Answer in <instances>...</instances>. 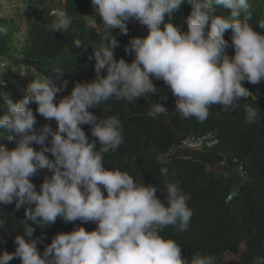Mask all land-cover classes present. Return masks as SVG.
I'll list each match as a JSON object with an SVG mask.
<instances>
[{"label": "clouds", "instance_id": "clouds-1", "mask_svg": "<svg viewBox=\"0 0 264 264\" xmlns=\"http://www.w3.org/2000/svg\"><path fill=\"white\" fill-rule=\"evenodd\" d=\"M185 3L191 5L183 19L186 31L173 23ZM91 5L101 21L104 41L99 47L90 42L94 79L77 81L57 101L67 82L60 85L51 76L37 74L22 98H10L0 115V129L5 130L0 136L7 134L15 144L12 148L0 144V229L7 232L9 217L14 220L24 208L13 229L15 250L0 252V264L13 259L20 264H217L212 254L183 256L181 244L162 234L169 226L186 232L193 216L191 195L168 179L167 167L159 170L165 200L157 196V185L145 184L127 170L105 167V155L116 153L125 143V129L118 116H97L90 109H101L113 98L134 105L138 98L160 92L154 80H162L175 98L174 111L181 120L195 118L203 123L211 107L219 105L227 113L242 107L247 125L260 122L259 106L241 105L253 96L244 82L255 85L264 80V31L249 23L251 0H91ZM218 7L230 12L217 14ZM49 15L54 17L51 32L71 30L74 17L66 9ZM130 21L148 29L146 36H134L125 45V52L134 54L131 62L116 58L114 49L120 42L112 35L115 29L127 35ZM259 26L264 30V20ZM7 32L0 26V34ZM73 46L86 51L88 43L74 39ZM230 47L234 55L227 51ZM55 73L59 79L64 70ZM162 99L167 100V95ZM168 113L165 104L156 100L147 115L158 120ZM37 114L55 120L57 127L37 126ZM84 125L90 126V136ZM200 139L219 142L207 136L188 139L182 146L215 150L218 142L212 147L195 146ZM42 170L51 174L44 176L38 189L32 177ZM13 203V211L5 212L3 206ZM57 218L80 224L55 234L41 252L40 238H33L36 226H51ZM86 223L97 226L89 231ZM252 264H264V256L254 257Z\"/></svg>", "mask_w": 264, "mask_h": 264}, {"label": "trees", "instance_id": "trees-1", "mask_svg": "<svg viewBox=\"0 0 264 264\" xmlns=\"http://www.w3.org/2000/svg\"><path fill=\"white\" fill-rule=\"evenodd\" d=\"M251 4L253 15L249 23L257 31H264L259 26V21L264 20V0H251ZM59 8L66 9L74 17L71 30L65 34L49 30L54 19L49 13ZM92 10L91 0H66V3L64 0H24L11 14L0 16V26L8 29L6 35L0 34V76L3 75L4 81H7L5 87L17 91L15 81L9 80L10 72L15 80L22 71H25L28 81L37 74L51 76L54 83L63 85L67 82L64 91L57 95L58 101L61 96L72 91L77 81L94 79L95 60H89V54L93 52L90 42L99 47L104 41L101 39L102 26L94 25L101 21L99 17L90 16ZM190 11L191 5L185 3L173 17V23L181 25L184 31L187 30V24L183 23V19ZM229 12L228 9L217 8V14L227 15ZM165 18H168L167 14ZM128 27L127 35L121 34L119 29L113 30L112 35L120 42L119 47L114 49L116 58L123 57L131 62L134 54L126 53L125 45L134 36H146L148 29L136 21H130ZM230 37V31H226L225 38L230 40ZM74 39L88 43L87 50L74 47ZM227 51L234 55L233 48L230 47ZM10 63L17 67L16 72L11 70L13 67L8 65ZM58 68L64 70L59 79L55 73ZM160 81L157 84L160 92L147 99L138 98L134 105L113 98L106 106L102 105L101 109H90L97 116H118L125 129V143L116 153L105 155V167L127 170L133 176L143 178L145 184L157 185V196L162 200L166 198V191L161 183L164 177L159 170L167 167L168 179L178 183L191 195L188 203L193 216L186 232H177L169 226L162 234L181 244L183 256L191 258L195 253L212 254L216 257L217 264H224L229 252H237L245 245L246 250L241 260L232 259L226 264H252L254 257L264 256V80L255 85L244 82L253 96L242 100L241 105L252 103L259 106L261 111V121L253 125L244 122L242 107L227 113L219 105L211 107L210 114L203 123L195 118L181 120L174 111L175 98L167 85ZM25 88L23 86L22 89ZM164 94L167 95V100L162 99ZM8 100L6 97L2 100V115L6 111ZM156 100L164 103L169 110L167 116L161 115L158 120L147 115L150 105ZM30 106L35 112L37 105L33 103ZM37 121V126L51 123L53 128L57 127L55 120L47 121L39 114ZM83 127L90 136V126ZM207 136L219 140L213 149L226 156V162L219 164L216 169L209 170L201 161L191 158H167L169 153L184 145L188 139ZM0 139L9 148L15 146L7 134ZM46 174L51 173L42 170L32 177L38 189ZM14 207L13 203L4 205L3 209L11 212ZM23 215L24 208H21L16 212L14 220L9 217L8 231L0 229V252L5 249L9 252L15 250L13 241L16 232L13 229ZM79 224V221L76 224L64 223L57 218L51 226H36L33 238H40L38 248L42 252L55 234L70 232ZM83 226L91 231L97 225L86 223ZM10 264H20V260L13 259Z\"/></svg>", "mask_w": 264, "mask_h": 264}, {"label": "rangeland", "instance_id": "rangeland-1", "mask_svg": "<svg viewBox=\"0 0 264 264\" xmlns=\"http://www.w3.org/2000/svg\"><path fill=\"white\" fill-rule=\"evenodd\" d=\"M23 1L24 0H0V16H3L4 14H11L13 9H15L16 6L21 5V3ZM54 1L57 2L58 0H54ZM94 13H95L94 10H92L90 16H96V13L95 14ZM96 17H98V16H96ZM92 23H94V21ZM97 24L98 23H94L95 26L99 25V24L98 25ZM9 66H12L14 69L17 68L12 63H10ZM26 71H28V69ZM24 72L22 71V73H24ZM9 75H10L9 80L15 81V83H16L15 86H16L17 89L15 87L14 88L17 91L13 90L11 87H9V88H8V86L5 87L6 82L3 85H1L0 86V107H3L2 100L5 97L8 98V99L11 98L13 101H17V100L21 99L23 94H24V89H22L23 86L27 87L28 83L30 82V81H28L26 79V76L21 75L20 72L17 74L16 80L13 78L14 76H12L13 74L11 72L9 73ZM3 78H4V76L1 75L0 76V81H2ZM154 82L156 84H159L161 81L160 80H154ZM14 92H16V93H14ZM0 115H2L1 112H0ZM0 131H2V129H0ZM0 138H1V136H0ZM191 140H193V139H191ZM0 144H2L1 139H0ZM245 250H246V246L242 245V247L240 248L239 251H237V252H229L226 255L224 264H226L228 261H230L232 259L241 260Z\"/></svg>", "mask_w": 264, "mask_h": 264}, {"label": "water", "instance_id": "water-1", "mask_svg": "<svg viewBox=\"0 0 264 264\" xmlns=\"http://www.w3.org/2000/svg\"><path fill=\"white\" fill-rule=\"evenodd\" d=\"M168 159L191 158L201 161L209 170H214L219 164L226 162V156L217 150H202L188 146H179L167 155Z\"/></svg>", "mask_w": 264, "mask_h": 264}, {"label": "built area", "instance_id": "built-area-1", "mask_svg": "<svg viewBox=\"0 0 264 264\" xmlns=\"http://www.w3.org/2000/svg\"><path fill=\"white\" fill-rule=\"evenodd\" d=\"M218 141L217 140H211L207 143L203 139H200L194 143L195 146L203 148L204 146L212 147L214 146Z\"/></svg>", "mask_w": 264, "mask_h": 264}]
</instances>
